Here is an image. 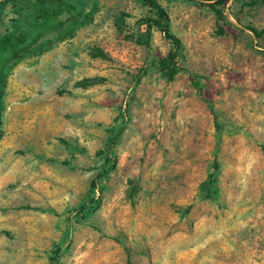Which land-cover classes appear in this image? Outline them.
Returning <instances> with one entry per match:
<instances>
[{
	"label": "rangeland",
	"instance_id": "obj_1",
	"mask_svg": "<svg viewBox=\"0 0 264 264\" xmlns=\"http://www.w3.org/2000/svg\"><path fill=\"white\" fill-rule=\"evenodd\" d=\"M154 1L0 0V264H264V0Z\"/></svg>",
	"mask_w": 264,
	"mask_h": 264
},
{
	"label": "crops",
	"instance_id": "obj_2",
	"mask_svg": "<svg viewBox=\"0 0 264 264\" xmlns=\"http://www.w3.org/2000/svg\"><path fill=\"white\" fill-rule=\"evenodd\" d=\"M0 3V11H4L1 8ZM4 14L0 13V34L6 33L5 27H1V16ZM60 16L57 18H53L52 24H60L59 27L55 28L54 25L52 26H45V25H38V26H32V28H27L26 30H23V33L26 37L25 45H32L33 47L43 48L44 50H50L49 48L51 46L58 45L59 47L63 45H67V43L70 41V36L67 33H72L75 35H81L83 32V28L81 26V18L80 16L78 18H68L69 15L66 10L62 12V14H59ZM53 16V15H52ZM76 24H79V27L76 28ZM35 27V28H34ZM3 35V34H2ZM44 55V54H43ZM42 54H37L32 56V61H35L39 64L42 63L43 58L44 60L47 58L43 56ZM30 59V58H27ZM22 90H25L26 96L29 99L26 101H23L22 103H19L16 106H11L12 109H19L23 111L25 118H28L27 110L30 112L31 119H33V116L35 113L39 112V109L42 108V103H34V93H31L35 89L32 90V87L29 86V84H26V86H21ZM31 95V97H29ZM36 100V99H35ZM2 147H8L12 145V142H7L6 139L1 140Z\"/></svg>",
	"mask_w": 264,
	"mask_h": 264
},
{
	"label": "trees",
	"instance_id": "obj_3",
	"mask_svg": "<svg viewBox=\"0 0 264 264\" xmlns=\"http://www.w3.org/2000/svg\"><path fill=\"white\" fill-rule=\"evenodd\" d=\"M143 1L149 7L151 13H153L155 16H157L163 22L166 23L167 15H166L164 9L159 4H157L154 0H143ZM163 33L167 38L171 39L175 43V45L178 44L179 40L173 34H171L169 32L166 25L163 26ZM188 76H189V79L191 81L192 86L197 89V91L201 97H204L202 94V89L200 87V83H199L200 76L195 75V74H188ZM1 135H2V131L0 130V137H1ZM207 181H208L207 182L208 189H210L211 187H213V184L215 183L216 180H215V177L212 176V174H210L208 176Z\"/></svg>",
	"mask_w": 264,
	"mask_h": 264
}]
</instances>
